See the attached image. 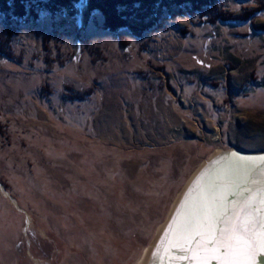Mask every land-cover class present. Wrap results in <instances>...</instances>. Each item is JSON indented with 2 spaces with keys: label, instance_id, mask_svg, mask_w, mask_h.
Masks as SVG:
<instances>
[{
  "label": "rangeland",
  "instance_id": "obj_1",
  "mask_svg": "<svg viewBox=\"0 0 264 264\" xmlns=\"http://www.w3.org/2000/svg\"><path fill=\"white\" fill-rule=\"evenodd\" d=\"M190 1L0 9V264H138L209 154L264 150V0Z\"/></svg>",
  "mask_w": 264,
  "mask_h": 264
},
{
  "label": "snow or ice",
  "instance_id": "obj_2",
  "mask_svg": "<svg viewBox=\"0 0 264 264\" xmlns=\"http://www.w3.org/2000/svg\"><path fill=\"white\" fill-rule=\"evenodd\" d=\"M254 164L252 157H239L234 181L214 206H201L194 225L176 228L174 218L154 253H164L160 264H264V187L254 188ZM173 249L184 253L183 259L171 256Z\"/></svg>",
  "mask_w": 264,
  "mask_h": 264
},
{
  "label": "bare ground",
  "instance_id": "obj_3",
  "mask_svg": "<svg viewBox=\"0 0 264 264\" xmlns=\"http://www.w3.org/2000/svg\"><path fill=\"white\" fill-rule=\"evenodd\" d=\"M222 148H217L210 161L207 159L193 172L184 188L179 191V195L174 202L167 220L159 227L157 236L145 250L138 264H160L161 255H155L157 246L162 237L169 230V226L176 219V228H181L187 224H195L200 218L201 206L207 202L214 206L215 198L224 195L235 179L234 165L239 161V157H247L238 153H222ZM254 158V157H253ZM264 157L254 158V178L257 181L254 188L259 191L264 187ZM203 174V175H202ZM1 187V185H0ZM2 189V187H1ZM191 189V194L189 195ZM3 191L7 192L5 189ZM8 194V193H7ZM186 196L188 199L186 200ZM231 199V197H229ZM183 205V206H182ZM176 228L169 234V239L174 238ZM178 259H183L184 253L173 249L169 253Z\"/></svg>",
  "mask_w": 264,
  "mask_h": 264
},
{
  "label": "trees",
  "instance_id": "obj_4",
  "mask_svg": "<svg viewBox=\"0 0 264 264\" xmlns=\"http://www.w3.org/2000/svg\"><path fill=\"white\" fill-rule=\"evenodd\" d=\"M48 0H0V9L4 12L12 13L15 18H24L27 15H31L37 18V13L32 10V7L27 8L30 3L38 5ZM55 4L65 5L71 0H52ZM161 0H86L88 10H98L104 17L105 27L111 31H116L121 28L130 27L127 24V13L124 11L130 6H142V7H158L160 6ZM181 7L182 5L190 4L193 5V1L190 0H173ZM194 6V5H193ZM56 9V8H53ZM199 10V7L194 8Z\"/></svg>",
  "mask_w": 264,
  "mask_h": 264
},
{
  "label": "water",
  "instance_id": "obj_5",
  "mask_svg": "<svg viewBox=\"0 0 264 264\" xmlns=\"http://www.w3.org/2000/svg\"><path fill=\"white\" fill-rule=\"evenodd\" d=\"M216 150V149H215ZM214 150V151H215ZM222 150V153H238V152H240V153H238V154H241V155H244V156H247V157H254V158H257V156L258 157H264V150H262V151H259V152H248V151H246V150H244V149H241V148H239V146H235V147H230V148H227V149H221ZM214 151H213V153L212 154H209V157L207 158V161H210L211 159H212V157L215 155V154H217V153H219V152H217V153H214ZM196 171V170H195ZM192 176V175H191ZM190 176V177H191ZM189 180V179H188ZM2 186V185H1ZM2 188L3 189H5L3 186H2ZM9 196V195H8ZM12 200V199H11ZM17 208H18V205H17ZM27 218V222H28V217H26ZM168 218V217H167ZM167 220V219H166Z\"/></svg>",
  "mask_w": 264,
  "mask_h": 264
},
{
  "label": "flooded vegetation",
  "instance_id": "obj_6",
  "mask_svg": "<svg viewBox=\"0 0 264 264\" xmlns=\"http://www.w3.org/2000/svg\"><path fill=\"white\" fill-rule=\"evenodd\" d=\"M184 186H185V185H184ZM183 188H184V187H183ZM183 188H182V189H183ZM178 195H179V194H178ZM177 197H178V196H177ZM177 197H176V199H177ZM176 199L174 200V202L176 201ZM174 202H173V204H174ZM173 204H172V206H173ZM171 209H172V207H171ZM170 212H171V210H170ZM169 215H170V213H169ZM169 215H168V217H169ZM167 219H168V218H167ZM162 224H163V223H162ZM162 224H161V225H162ZM161 225H160V226H161ZM160 226H159V227H160ZM158 229H159V228H158ZM157 232H158V230H157ZM157 232H156V234H155V237L157 236ZM155 237L153 238L152 241H154ZM152 241H151V243H153ZM151 243H150V244H151ZM150 244H149V245H150ZM144 252H145V251H144ZM143 254H144V253H143Z\"/></svg>",
  "mask_w": 264,
  "mask_h": 264
}]
</instances>
